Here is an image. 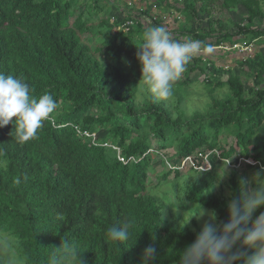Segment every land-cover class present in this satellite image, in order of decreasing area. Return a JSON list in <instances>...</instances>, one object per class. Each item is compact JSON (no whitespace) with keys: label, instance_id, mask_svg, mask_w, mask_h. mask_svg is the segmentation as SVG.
I'll use <instances>...</instances> for the list:
<instances>
[{"label":"trees","instance_id":"16d2710c","mask_svg":"<svg viewBox=\"0 0 264 264\" xmlns=\"http://www.w3.org/2000/svg\"><path fill=\"white\" fill-rule=\"evenodd\" d=\"M214 1L224 14L215 13L212 27L189 29L184 22L183 28L172 26V35L188 31L207 47L247 37L255 41L264 35V26L256 24L258 18L264 19V0ZM120 2L127 4V0H0V72L28 83L36 98L51 93L58 105L36 139L20 143L12 123L0 127V231L14 239L22 264H50L62 239L77 245L84 264H142L143 249L149 244L157 249L152 264H179V252L201 227L186 224L181 229L184 223L172 219L170 204L151 190L152 154L174 148L166 155L173 158L216 147L224 156L238 152L260 160L248 164L257 171L264 167L262 53L241 60L254 76L256 88L250 96L240 74L228 68L223 81L215 73L222 66L197 53L186 67L187 77L174 88V99L155 102L151 92L140 87L139 83L147 88L137 68V45L142 41L138 35L153 25L138 20L124 31L119 27L124 17L112 9ZM207 4L208 0H184L185 9L177 10L189 18L206 10ZM240 4L247 15L238 21L228 11ZM151 6L141 13L152 15ZM197 69L205 74L210 100L204 110L188 114L183 107L187 83ZM220 85L228 88L223 97L214 95ZM75 124L103 131L100 140L108 144L91 143L77 133ZM232 125L235 140L226 143V135H220L231 132ZM120 155H134L136 161L124 162ZM175 171L158 173L156 184L172 172L179 174ZM172 185L183 188L194 209L199 203L214 209L219 221L227 220V204L239 189V181L233 180L229 196L218 194L195 171L184 183L175 180ZM129 221L130 239L111 240L108 229Z\"/></svg>","mask_w":264,"mask_h":264},{"label":"clouds","instance_id":"9594fccd","mask_svg":"<svg viewBox=\"0 0 264 264\" xmlns=\"http://www.w3.org/2000/svg\"><path fill=\"white\" fill-rule=\"evenodd\" d=\"M137 47L139 49L137 59L142 72L140 81L142 80L147 86L153 100L159 102L173 97L174 84L185 72L193 56L200 51L201 42L190 38L179 41L165 26H151L145 29L142 41ZM57 107V102L51 93H44L36 98L28 83L14 75L0 72V127L12 123L15 139L18 142L24 143L36 139L43 122L50 118V114ZM74 126L77 133L89 137L91 143L108 144V141L100 140L101 131L88 130L76 124ZM114 147L118 152L121 151L117 145ZM184 156L169 158L165 155L167 170L171 169L173 172L179 170L170 167L167 160L175 161ZM221 156L228 157L222 153ZM120 159L124 162L127 161L126 159L136 161V156L125 158L120 155ZM186 169L199 171L193 168ZM223 175L224 171L220 174V178H223ZM182 203L184 201H174V206L172 205L174 210ZM262 209H264V167L251 179L239 181L238 194L233 195L227 204L226 221H218L214 209L205 210L199 203L198 210L187 219L181 229L193 217L198 220L207 218L203 220L202 227L196 232L193 241L179 252V264H264V210ZM60 219L63 217L61 216ZM131 227V221L122 226L113 225L108 229L107 235L113 241L127 242L131 237ZM0 236L8 240L7 235L0 234ZM82 253L74 242L62 239V243L57 247V257L52 259L50 264H84ZM156 258L157 249L153 245L149 244L143 249L142 264H152ZM8 264H21V262L13 253L8 256Z\"/></svg>","mask_w":264,"mask_h":264},{"label":"rangeland","instance_id":"374dc122","mask_svg":"<svg viewBox=\"0 0 264 264\" xmlns=\"http://www.w3.org/2000/svg\"><path fill=\"white\" fill-rule=\"evenodd\" d=\"M146 1H148L149 4L152 5V7L153 5L157 6L155 7V11L157 12H155L153 15H158L157 18L153 20V22H152V17H149L151 18L150 20L149 18H147L146 19L147 22L149 21V23H152L153 26H159L158 24H161L165 26L170 32H172L173 30L172 26L175 30L177 24H179L181 28H183L184 22H185V25H188L189 29L202 30L205 28L208 30L210 27H212V18H215L214 16L215 13L217 14L220 13L221 15L224 14V11L222 10V7L220 6V4L214 0H208V4H207L208 6L206 10L200 11V14L198 16H193L189 18L185 13L177 10L179 8L185 9L186 6L184 5V0H146ZM123 3L120 2V3L115 4L117 8L116 7L112 8L114 10V13L119 12L121 8H124V9L126 8V4H123ZM200 4H201V1H198L197 6L199 7ZM228 13L233 19L239 21L241 18L247 15V10L242 4H240L237 8L230 9ZM121 14L125 15V10H122ZM174 14L178 15L177 20L174 19ZM256 24L260 26H264V19L258 18L256 20ZM186 31H187V28H186ZM115 32L117 31L115 30ZM178 34L179 35L173 34V37L176 40L183 41L186 38L195 40L194 38H192L190 32L188 33V31L181 32V33L178 32ZM138 38L142 39L143 35L139 34ZM209 38L212 40V36ZM246 39L252 42V44L254 45L255 41L253 42L248 37ZM261 40L262 39L258 38V41L262 42ZM258 48L259 47L254 46V51L251 52V54L241 53L243 51H236L237 54H234L235 52L234 50L224 49L222 47H219V45L217 44L209 45L207 47L201 43V49L198 53H201V54L206 53L209 57L211 56L210 57L212 58L211 60L216 62L218 65L222 66L220 67V71L215 72L217 73L216 76L219 77L221 80L225 81L228 78V75H229L227 72L228 68H231L232 70L240 74L241 77L244 79V83L246 87V95L250 96L251 90L256 88V84L254 81V76L251 75L250 70H248V66L242 63L241 60H244L245 57L247 56L253 57L256 54V52H259ZM208 49H210L209 53L207 51ZM262 55L264 56L263 53ZM130 58L131 60H133L134 55L130 54L129 59ZM137 68H138V71L141 72L140 63L137 65ZM189 76L191 78V81L190 83H187L188 84V87H187L188 95H187L186 100H184V104H183V107L186 108L188 114L193 112V110H204L207 106V101L210 100L208 90L206 89L204 85V81H203L205 74L197 69L195 71H191ZM186 77H187V70H185V72L181 74V77L174 84V88H177L178 82L181 80H185ZM139 85L143 90L147 89V88L142 87L140 83ZM213 91H214V95L223 97L228 91V88L226 85H220V86H217L216 89ZM138 98L143 99L144 97L142 95H139ZM171 99L173 100L174 98L172 97ZM171 108L175 111V113L178 112V109L175 105H171ZM231 128H232L231 132H229L230 134L225 132L220 135V138H224V135H226V140H225L226 143H229L232 140H235L236 126L232 125ZM101 133L103 134L104 132L101 131ZM174 151H175L174 148H169L168 152L154 153L152 155L151 164L154 166V171L152 172L151 182H152V185H154V187H152L151 190L157 193L158 195H160L170 204L171 213L169 212L167 213L171 215L172 219H177L179 222L185 223L187 219L193 213H195L198 209H194L192 207L190 201L186 197V193L184 192L183 188L180 190L175 189L172 185V182L175 180H178L179 182L184 183L185 180H188L190 178L192 172L195 170L185 169L183 171H180L179 174H175L172 172L168 178L162 181V183L156 184L157 174L167 169V164L165 163L164 156L167 154L173 153ZM242 155L243 154L236 152L232 156L229 157L231 160L230 163L223 162L221 159H217L214 162V166L211 170L205 171V172L203 171H195V172L197 174L203 175L206 178V180L211 185L210 186L211 190H213L214 192L218 194L222 193L226 196H229L231 193V186H232L233 180L240 181L242 179H251L254 176V174L258 172L256 167L247 165V163L244 162L245 161L244 159H243L244 161L242 162L239 161V158ZM223 171H224L223 178H220V174ZM176 200L184 201V203L180 204L179 207L174 210L173 206H174V201ZM203 208L205 210H212L211 208H208V207H203ZM206 218L207 217H204L198 220L195 217H193L187 223V225H189L192 228L202 227L203 220ZM217 218L219 221L218 214H217ZM0 234H5L8 236V240H5L3 236H0V260L2 261L3 264H8V256L13 253L17 255L16 250L13 246L14 239L5 232L0 231ZM5 249H7V252H5Z\"/></svg>","mask_w":264,"mask_h":264},{"label":"built area","instance_id":"2783aa9c","mask_svg":"<svg viewBox=\"0 0 264 264\" xmlns=\"http://www.w3.org/2000/svg\"><path fill=\"white\" fill-rule=\"evenodd\" d=\"M147 5H149V2H146L145 0H127L126 8H121L119 12H115L118 14V16L124 17V21L121 24V27L124 29V31L128 30L130 25L134 24L138 20L147 21V18L152 17L153 22V20L157 18V15H153L155 12H157L155 11V7L157 6L154 5L153 7H150L152 10V15H146L145 13H142L144 15L141 14L142 10L146 8ZM122 10H125V15L121 14ZM150 19L151 18H149V20ZM219 47L227 50L243 51L244 54H251V52L254 51L252 42L246 39L235 41L233 43H223L220 44ZM207 51L209 53L210 49ZM121 158L123 159V157ZM215 159H221L223 162H228L230 160L228 157L221 156L220 151H218L216 148H201L197 149L194 153L185 155L182 159H177L175 161L167 160V163L170 167L179 170L193 168L205 172L213 168ZM239 161H244L245 163L249 164H260V160L254 158L252 159V157H246L243 155L240 156ZM230 162L231 160L228 163Z\"/></svg>","mask_w":264,"mask_h":264},{"label":"crops","instance_id":"0c3cea01","mask_svg":"<svg viewBox=\"0 0 264 264\" xmlns=\"http://www.w3.org/2000/svg\"><path fill=\"white\" fill-rule=\"evenodd\" d=\"M259 39H262L261 41L262 42H260V41H258V38L255 40V43H254V45L253 46H256V47H259L258 49H256V50H258V51H261V53H263L264 54V35L263 36H261V37H259ZM236 40V39H235ZM254 42V41H253ZM233 43V42H232ZM235 52H234V54H237V50H234ZM241 53H243V52H241ZM244 54V53H243ZM221 64V63H220Z\"/></svg>","mask_w":264,"mask_h":264}]
</instances>
